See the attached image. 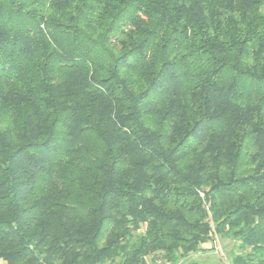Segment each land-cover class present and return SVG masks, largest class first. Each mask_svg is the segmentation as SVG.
<instances>
[{"label":"trees","instance_id":"1","mask_svg":"<svg viewBox=\"0 0 264 264\" xmlns=\"http://www.w3.org/2000/svg\"><path fill=\"white\" fill-rule=\"evenodd\" d=\"M264 264V0H0V264Z\"/></svg>","mask_w":264,"mask_h":264},{"label":"rangeland","instance_id":"2","mask_svg":"<svg viewBox=\"0 0 264 264\" xmlns=\"http://www.w3.org/2000/svg\"><path fill=\"white\" fill-rule=\"evenodd\" d=\"M215 247H219L221 249H219V255L215 254ZM234 248V242L217 237L213 243H209L203 247L202 250L191 255L190 258L205 261L210 264H225V262L230 263L231 252L235 250ZM220 252H222L223 255Z\"/></svg>","mask_w":264,"mask_h":264},{"label":"built area","instance_id":"3","mask_svg":"<svg viewBox=\"0 0 264 264\" xmlns=\"http://www.w3.org/2000/svg\"><path fill=\"white\" fill-rule=\"evenodd\" d=\"M215 245V244H214ZM216 246V245H215ZM219 247H215L214 248V252H215V254H217V255H219ZM221 250V249H220ZM221 254H222V252H220ZM223 255V254H222ZM150 264H169L168 262H165V261H163L162 259H160V258H154L151 262H150ZM225 264H230V263H228V262H225Z\"/></svg>","mask_w":264,"mask_h":264},{"label":"crops","instance_id":"4","mask_svg":"<svg viewBox=\"0 0 264 264\" xmlns=\"http://www.w3.org/2000/svg\"><path fill=\"white\" fill-rule=\"evenodd\" d=\"M223 240H227V239H223ZM208 245V244H207Z\"/></svg>","mask_w":264,"mask_h":264}]
</instances>
